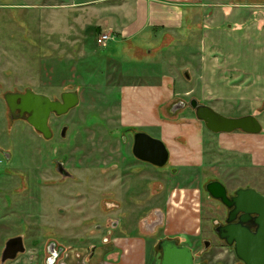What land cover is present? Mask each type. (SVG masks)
I'll return each instance as SVG.
<instances>
[{"label": "rangeland", "instance_id": "rangeland-1", "mask_svg": "<svg viewBox=\"0 0 264 264\" xmlns=\"http://www.w3.org/2000/svg\"><path fill=\"white\" fill-rule=\"evenodd\" d=\"M84 1L97 0H0V257L6 240L17 235L23 238L22 254L37 255L39 260L46 258L51 240L67 249L98 245L110 219L117 216L121 226L136 230L148 207L164 212L167 197L174 192L169 200L180 197V205L200 211L199 233L186 237L195 262L242 264L232 246L216 236L214 226L222 221L224 208L203 186L219 180L231 192L237 184H250L245 159L219 152L218 133L202 124L205 158L199 164L170 166L167 162L157 167L138 160L131 152L133 134L119 121V108L122 84L147 77L145 72L152 67L159 74L174 75L171 97L159 104L162 117L172 116L168 109L177 101L186 106L175 113L174 120L181 123L182 117L195 115L188 105L195 98L225 116L254 114L264 127V89L238 88L246 79L247 84L253 82L254 76L224 72L228 70L223 65L242 69L253 65L249 57L236 55L243 47L234 38L245 32L244 22L236 29L228 15L222 17V6L219 10L208 4L230 0H207L199 9L179 6L176 26H148L133 39L112 33L101 46L94 37L82 34L92 14L84 15L78 4ZM200 12L210 15L211 23L203 26ZM225 36L233 43L224 45ZM211 39L220 47L216 48V42L213 47ZM135 42L141 46L136 48ZM204 71L217 87L208 89L209 83L202 80ZM26 88L51 99H58L63 91L78 93L74 108L62 115L51 114L50 138L26 121L9 117L4 93ZM63 126L65 135L60 136ZM132 129L160 138V126ZM3 151L11 159L7 161ZM59 165L68 176L56 172ZM111 201L120 205L108 210L105 203ZM174 203H168L169 209L177 207ZM154 218L152 214L146 221ZM164 228L156 227L149 239L160 238ZM204 241L209 242L207 246Z\"/></svg>", "mask_w": 264, "mask_h": 264}, {"label": "crops", "instance_id": "crops-1", "mask_svg": "<svg viewBox=\"0 0 264 264\" xmlns=\"http://www.w3.org/2000/svg\"><path fill=\"white\" fill-rule=\"evenodd\" d=\"M206 2L208 3L207 0L84 1L83 3H78L81 4L80 7L84 11V15L86 12H91L92 14L89 22L84 26L82 34L88 37V39L94 37L95 41L101 34H107L110 37L112 33H114L115 37L119 35L123 38L124 34H126L133 39L138 32L148 26L178 25L177 15L179 13V6L197 7L199 9V7L205 6ZM230 2L228 4L209 2L208 4L219 10L223 7V10H221L222 17L224 18V16L228 15L233 20L232 24L234 28L237 29L239 26L238 28L241 29L244 22L245 32L241 36L234 38L243 47L238 50L236 55L249 57L253 65L250 68L243 69L235 68L234 66L230 68L229 65H223L228 70L224 72L231 74L232 71H241L240 74L242 75L252 74L254 76L253 82L249 83H254L253 86H249L246 79L245 83L243 85L240 83L241 85L238 88L248 90L262 87L264 89V0H230ZM220 6L222 7L220 8ZM200 14L201 19L199 20L202 23L204 22L203 26L206 23H211L209 21L210 15L204 16L201 12ZM232 24L229 23L228 26L232 27ZM230 36H225L224 45L228 46V43H233V39ZM211 42L212 46L215 47L214 43L216 41L211 39ZM201 43H203V40H201ZM105 45L106 42L101 46ZM134 46L138 48L141 45L135 42ZM170 47L171 45L166 49H170ZM219 47L220 44L218 43L216 48ZM227 55L231 56V53L228 52ZM108 59L113 60L112 58ZM145 73L144 76L147 77L143 79L137 77L131 80L133 82L125 79L126 81L122 84V97L119 108L120 123L128 128L137 125L157 129V126H160L161 130L158 129V135L168 150V163H170V166L199 164L205 158L202 134V124L204 123L200 122L193 114L182 117L183 121L178 123L174 120L173 116L179 110L171 114V117H162L159 112V104L171 97L174 75L173 73L163 71L159 74L158 70L152 67ZM206 73V71L203 72L202 80L209 83L208 89L217 87L219 84L209 82L206 79ZM183 75L186 79H190L188 71H184ZM232 75L239 76L238 74ZM213 84L217 86H213ZM236 85L238 86L239 84L236 83ZM140 100L143 107H140ZM173 104L169 106L168 110L170 112ZM131 107L134 108V111ZM145 116L148 118L146 119ZM215 136L217 141L216 147L219 152H227L235 158L245 159L244 166L250 170V177L246 179V181L250 180V184H237L234 189L238 187H252L264 194V127L262 126L261 131L256 134L237 130L230 133H218ZM176 189L179 190V188ZM171 196H174V192L170 196L168 195L164 212L160 208L154 209L153 207H148L149 210L139 218L136 230L127 229V226H121L122 223L120 225L121 221L120 219L119 221L117 220V216L116 219H110L109 228L98 245L91 244L89 248L81 247V249H78L69 247L70 249H67L63 245L57 244L55 240H51L57 246H61L64 249L62 251L64 253L60 254L61 256L59 255L60 257H57L53 264H159L158 254L156 253L158 239H153L152 241L149 239L150 235L154 234V232L151 228H146V223L148 224L146 217L154 214L155 218H157L159 217L158 214H160L162 219L161 226L165 225V228L159 237H173L187 246L189 245L186 244V237L199 233L200 211L196 208L190 209L185 207L187 204L184 206L183 204L180 205L179 203L183 200L180 197L175 200H172L173 198L169 200ZM148 199L150 200V198ZM169 202H175L174 204L177 207L170 206L171 209H169ZM118 204L120 205V203H114L113 201L105 203L108 210L112 206L117 208ZM184 207L185 209H183ZM48 244L46 246L47 256L44 260L43 258L39 260L37 255L34 258L32 257L33 255L26 257V255L20 253V256L17 255L15 259L10 260L6 264H47V260L52 256L48 253ZM71 250L72 252H69Z\"/></svg>", "mask_w": 264, "mask_h": 264}, {"label": "water", "instance_id": "water-1", "mask_svg": "<svg viewBox=\"0 0 264 264\" xmlns=\"http://www.w3.org/2000/svg\"><path fill=\"white\" fill-rule=\"evenodd\" d=\"M3 98L12 114L16 107L20 110V116H23L24 112L27 113L28 115L25 116L27 123L44 138H50L52 134L49 126L51 114H65L79 102L78 93L71 90L60 93L59 99H51L30 88H26L24 92L7 91ZM16 98H19V104L15 103ZM188 105L193 109L195 117L214 133H230L238 130L256 134L262 129L261 123L254 114L225 116L210 106L199 103L195 98L189 99ZM185 106L183 101H177L172 105L171 113L174 114ZM11 118H15L14 115ZM65 131L66 126H63L60 136H64ZM132 154L138 160L157 167L166 165L169 157L164 142L144 131L133 132ZM57 170L63 176L69 175L61 165ZM203 188L209 197L229 208L225 223L214 227L218 238L228 246H232L235 257L242 264H264V194L252 187H238L233 195L229 196L226 186L214 179L207 181ZM208 243L204 241V246ZM157 248L160 250L159 264H206L195 262L191 248L179 244L176 239L162 238L158 241ZM47 250L52 255L47 260V264H53L64 249L51 241ZM24 251L22 237L20 235L10 237L4 244L0 261L4 263L13 260Z\"/></svg>", "mask_w": 264, "mask_h": 264}, {"label": "flooded vegetation", "instance_id": "flooded-vegetation-1", "mask_svg": "<svg viewBox=\"0 0 264 264\" xmlns=\"http://www.w3.org/2000/svg\"><path fill=\"white\" fill-rule=\"evenodd\" d=\"M14 92H24V91H14ZM3 97H4V95H3ZM60 97V96H59ZM57 99V98H56ZM59 99V98H58ZM3 100H4V98H3ZM5 102V101H4ZM19 102H20V100H19V98H16V100H15V103L16 104H19ZM5 104H6V102H5ZM6 106H7V104H6ZM7 108H8V111H9V117L11 118L12 117V115H14V117L15 118H11V119H16V120H23V121H26L25 120V116H27L28 114L27 113H25L24 112V115L23 116H20V110H19V108H15V110H14V114H12L11 112H10V110H9V107L7 106ZM27 122V121H26ZM127 131L128 132H130L131 134H133V132L135 131V130H133L132 128H128L127 129ZM6 151H3V156H4V158H6V160L8 161L9 159H11V155H10V153H5ZM131 152H132V146H131ZM133 155V154H132ZM137 159V158H136ZM57 168L55 167V170H56ZM65 169V168H64ZM56 172L57 173H59V174H61L58 170H56ZM66 177V176H65ZM235 190V189H234ZM234 190H232L231 192H228V195L230 196V195H233V193H234ZM219 202V201H218ZM222 204V203H221ZM223 205V204H222ZM223 208H224V217H223V219H222V221L221 222H218V224H224L225 223V219H226V217H227V215H228V211H229V208H226L224 205H223ZM159 215V217H157V218H154L153 220H151V222L150 223H146V228L147 229H152L153 230V232L155 231V228L156 227H158L159 225L161 226V224H162V219H161V215L160 214H158ZM215 227V226H214ZM216 236H217V234H216ZM218 237V236H217ZM162 238H171V239H176V238H173V237H160V238H158V240H157V243H158V241L160 240V239H162ZM177 240V239H176ZM221 240V239H220ZM221 241H223V240H221ZM177 242L179 243V244H183V243H180L178 240H177ZM224 242V241H223ZM157 243H156V247H157ZM233 249V248H232ZM200 262H204L203 260L202 261H200Z\"/></svg>", "mask_w": 264, "mask_h": 264}, {"label": "built area", "instance_id": "built-area-1", "mask_svg": "<svg viewBox=\"0 0 264 264\" xmlns=\"http://www.w3.org/2000/svg\"><path fill=\"white\" fill-rule=\"evenodd\" d=\"M111 37H109L107 34H101V35H99L97 38H96V41H97V44H99V45H102V44H104L108 39H110ZM69 252H72V250L71 251H69ZM64 252H62L61 253V255L63 254ZM60 255V256H61ZM65 255H67V254H65ZM59 256V257H60ZM58 257V258H59Z\"/></svg>", "mask_w": 264, "mask_h": 264}, {"label": "trees", "instance_id": "trees-1", "mask_svg": "<svg viewBox=\"0 0 264 264\" xmlns=\"http://www.w3.org/2000/svg\"><path fill=\"white\" fill-rule=\"evenodd\" d=\"M156 251H157V254H158V261H159L160 260V250L157 247H156Z\"/></svg>", "mask_w": 264, "mask_h": 264}]
</instances>
